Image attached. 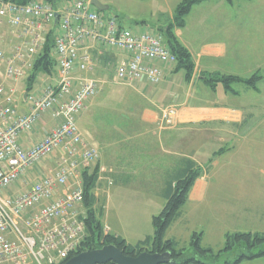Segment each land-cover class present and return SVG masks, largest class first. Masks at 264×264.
<instances>
[{
	"label": "built area",
	"instance_id": "built-area-1",
	"mask_svg": "<svg viewBox=\"0 0 264 264\" xmlns=\"http://www.w3.org/2000/svg\"><path fill=\"white\" fill-rule=\"evenodd\" d=\"M0 17L17 38L9 55L0 53L6 80L17 81L32 71L50 31L56 68L54 83L41 79L28 97L27 113L13 109L14 90L0 86V264H60L84 239L82 172L97 168L100 160L77 126L100 84L77 76L92 66L89 50L125 56L115 69L121 84L145 79L157 85L164 78L159 67H171L176 60L159 36L135 34L115 18L104 19L89 1L56 10L37 1L15 5L0 0ZM45 115L55 128L29 147L22 145L20 137L35 133ZM177 115L176 107H163L158 125L174 126Z\"/></svg>",
	"mask_w": 264,
	"mask_h": 264
},
{
	"label": "crops",
	"instance_id": "crops-1",
	"mask_svg": "<svg viewBox=\"0 0 264 264\" xmlns=\"http://www.w3.org/2000/svg\"><path fill=\"white\" fill-rule=\"evenodd\" d=\"M218 2L216 4L209 0L195 5L186 16L184 27L173 30L176 39L187 49L194 63V71L188 81L185 72L175 70L174 64L171 67H159L164 78L157 85H149L145 79L121 84L116 80L115 69L125 56L103 48L89 50L92 66L77 76L97 80L100 84L97 94L89 102L88 110L77 119V126L84 141L99 152V167L108 172L98 174L93 192L97 203L99 197L107 195L112 187L117 186L138 192H152L156 196L163 195L165 176L172 172L174 164L179 163L173 160L180 157L178 148L183 145L180 141L185 135L197 133L193 126L198 125L206 134L220 129L221 132L231 134L238 143L250 141L244 136L253 132V140L264 143V138L258 136L260 132L264 134V94L259 92L264 86V72L259 73L262 79L256 84L257 92L242 87L241 92L230 93L224 88L220 90L219 82H214V89H210L201 77L206 74L246 78L247 75L257 73L253 66H244V63L247 58L250 64L252 54L249 51L255 49L256 44L264 48L261 40L264 36V3L259 14L250 15L253 10L248 6H251L253 0H234L231 4L225 0ZM210 7L214 9L208 13ZM194 8L202 10L194 15ZM240 9L247 10H244L247 14L242 15ZM4 24L11 32L6 41L0 39V53L7 56L17 43V38L14 30L0 17V25ZM206 31H211L210 37L204 35ZM251 34L252 42L249 40ZM52 55L55 59L54 52ZM26 72L27 76L17 81H8L4 77V64L0 61V86L7 91L14 90L12 108L20 113L28 112V97L38 90L34 86L27 89L26 79L31 70L27 69ZM55 74L56 68L50 75L39 77L48 78L54 83ZM111 84L116 88L108 89ZM181 86L187 88L185 92L178 93L177 87ZM119 88L122 92L114 101L106 100V89L111 96ZM113 102L116 103L114 106L109 105ZM2 104L3 96L0 95ZM166 106L178 108V115L174 126L161 128L158 117L160 109ZM55 126L56 122L51 116L45 115L42 126L32 135L21 136L20 142L29 147ZM185 158L196 163L191 154ZM204 175L200 181H203ZM31 176L35 179L37 174ZM199 180L190 189L187 201L200 202L204 198L207 185L203 189ZM131 182L134 184L129 186ZM105 230L110 234L108 229Z\"/></svg>",
	"mask_w": 264,
	"mask_h": 264
},
{
	"label": "rangeland",
	"instance_id": "rangeland-1",
	"mask_svg": "<svg viewBox=\"0 0 264 264\" xmlns=\"http://www.w3.org/2000/svg\"><path fill=\"white\" fill-rule=\"evenodd\" d=\"M36 1L48 3L57 10L70 6L76 0ZM98 1L108 8L101 14L102 17L117 19L124 28L132 33L138 34L146 31L159 36L162 44L166 45L163 31L173 22L175 9L182 0ZM213 1L216 4L219 3L218 0ZM263 3L264 0H253L251 6H248L250 10H253L250 15L259 14ZM196 9L198 8H194L192 14L195 15L202 10V8ZM213 9L210 7L208 13ZM244 10L240 9L242 15L247 14L245 12L247 10ZM233 12L235 11L233 10ZM9 32L11 31L5 24L0 25L1 40L6 41ZM210 34L211 31L204 33L208 37L211 36ZM249 40L252 42V34ZM261 40L264 45V36L261 37ZM249 52L252 54V58L249 60L250 64L246 58L244 66H253L258 74L261 71L264 72V68H262L264 67V48L256 44L255 49H250ZM250 77L251 75L246 76V78ZM41 79L43 77L37 78L34 89L41 85ZM219 87L220 90L223 89L222 84ZM231 87L235 92H241L242 87L244 88L242 84H232ZM114 88L116 87L113 84L108 86V89ZM186 88V86L177 87V92H185ZM260 89L259 92L264 94V86ZM121 92L122 89L119 88L109 96L106 89L104 94L107 96L106 100L111 101L117 98ZM115 104L113 102L109 105L114 106ZM192 128L196 129L197 133L193 132L184 136L180 141L183 142V145L177 147L180 157L173 161L174 163L181 162L191 154L193 161L196 162L194 163L196 168L205 174L203 181L199 180L201 178L197 180L203 184V189L207 185L206 193L200 202L189 200L185 203L180 219L168 228L165 239L175 240L181 248H185V254L190 255L193 253V248H189L191 237L194 233L202 234L200 247L212 251V254L200 257L203 263H233L239 255L247 253V251L243 244H238L231 251L222 252L226 234H264V143L254 141L255 134L252 135L253 132L244 136L248 137L250 141L238 143L231 134L221 132L220 129L214 130L212 134H206L202 131L204 129L198 125ZM83 132L87 133L84 129ZM258 134L256 136L264 138V134L261 132ZM97 170L101 175L108 173L99 165ZM133 184L131 182L129 186ZM98 201L94 208L102 210L99 221L103 232L106 233L105 229H108L111 235L121 237L132 246L153 235L152 218L157 216L165 205L163 195L156 196L152 192H138L122 186L112 187L110 192L103 195L102 198L99 197ZM85 212V207H80V215L84 216ZM240 264H264V258L243 260Z\"/></svg>",
	"mask_w": 264,
	"mask_h": 264
},
{
	"label": "trees",
	"instance_id": "trees-1",
	"mask_svg": "<svg viewBox=\"0 0 264 264\" xmlns=\"http://www.w3.org/2000/svg\"><path fill=\"white\" fill-rule=\"evenodd\" d=\"M36 0H1L2 3L15 5H26ZM209 0H182L176 7L173 22L163 31L166 37V46L175 57V70L185 72V78L188 81L194 71L193 60L187 51L176 39L174 28H183L185 18L192 7ZM231 4L234 0H225ZM52 31L48 33L45 39L43 51L35 58L32 71L26 79L27 89H31L37 78L43 74H51L55 68V59L53 58ZM203 82L214 89V82H219L223 88L230 93H235L232 84L243 85L245 90L258 91L256 84L262 77L255 73L250 78H241L230 75H201ZM203 172L196 168L194 162L182 160L174 164L172 172L165 176L163 198L165 205L161 212L152 218L153 235L146 237L135 246L129 245L119 236L103 232V227L99 221L102 210H96L94 207L97 200L93 192L98 182L97 168L91 171L82 172L84 198L82 206L85 207V215L82 218L85 225V236L81 241L78 250L66 258L60 264L65 263L70 258L85 251L97 250L106 245H113L125 256L137 257L141 253H171L172 264H205L200 257L212 254L210 249L200 247L202 234L194 233L191 237L189 248H193V253L185 254V248H181L179 243L173 239L166 240L165 233L168 228L176 222L182 215V207L188 199V194L195 181L202 177ZM243 244L247 253L241 254L233 263L240 264L243 260H253L264 258V234L260 233H235L225 235V245L222 252L231 251L235 245ZM256 252V253H255ZM111 264V263H109Z\"/></svg>",
	"mask_w": 264,
	"mask_h": 264
},
{
	"label": "water",
	"instance_id": "water-1",
	"mask_svg": "<svg viewBox=\"0 0 264 264\" xmlns=\"http://www.w3.org/2000/svg\"><path fill=\"white\" fill-rule=\"evenodd\" d=\"M90 5L98 12L107 11L98 0H90ZM172 264L171 253H141L137 257L125 256L113 245L75 255L63 264Z\"/></svg>",
	"mask_w": 264,
	"mask_h": 264
}]
</instances>
